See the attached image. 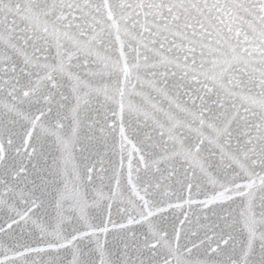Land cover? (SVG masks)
<instances>
[{
  "label": "snow or ice",
  "instance_id": "snow-or-ice-1",
  "mask_svg": "<svg viewBox=\"0 0 264 264\" xmlns=\"http://www.w3.org/2000/svg\"><path fill=\"white\" fill-rule=\"evenodd\" d=\"M0 264H264V0H0Z\"/></svg>",
  "mask_w": 264,
  "mask_h": 264
},
{
  "label": "water",
  "instance_id": "water-1",
  "mask_svg": "<svg viewBox=\"0 0 264 264\" xmlns=\"http://www.w3.org/2000/svg\"><path fill=\"white\" fill-rule=\"evenodd\" d=\"M0 259H2V256H0Z\"/></svg>",
  "mask_w": 264,
  "mask_h": 264
}]
</instances>
